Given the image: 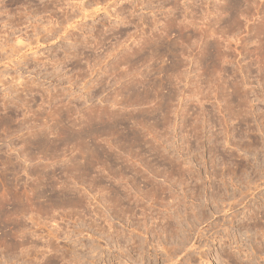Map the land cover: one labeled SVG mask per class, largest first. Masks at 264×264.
I'll use <instances>...</instances> for the list:
<instances>
[{"label": "rangeland", "instance_id": "obj_1", "mask_svg": "<svg viewBox=\"0 0 264 264\" xmlns=\"http://www.w3.org/2000/svg\"><path fill=\"white\" fill-rule=\"evenodd\" d=\"M0 264H264V0H0Z\"/></svg>", "mask_w": 264, "mask_h": 264}]
</instances>
